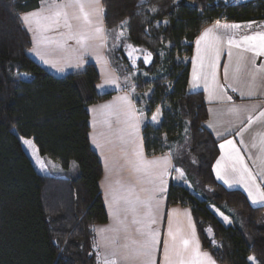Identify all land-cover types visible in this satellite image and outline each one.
Returning a JSON list of instances; mask_svg holds the SVG:
<instances>
[{"label": "trees", "instance_id": "16d2710c", "mask_svg": "<svg viewBox=\"0 0 264 264\" xmlns=\"http://www.w3.org/2000/svg\"><path fill=\"white\" fill-rule=\"evenodd\" d=\"M40 3L0 0V264H98L94 226L107 214L87 106L113 92L96 91L91 63L55 77L26 54L31 41L21 14ZM102 8L111 66L146 119L160 110L159 124L146 120L142 128L146 154L169 151L200 192L171 181L166 204L190 208L201 245L216 261L251 264L253 256L254 264H264V206L215 179L218 140L205 126L203 93L187 89L192 44L202 28L264 21V0H102ZM126 45L151 53L150 61L133 66ZM36 156L58 171L42 172Z\"/></svg>", "mask_w": 264, "mask_h": 264}, {"label": "crops", "instance_id": "0c3cea01", "mask_svg": "<svg viewBox=\"0 0 264 264\" xmlns=\"http://www.w3.org/2000/svg\"><path fill=\"white\" fill-rule=\"evenodd\" d=\"M227 1L242 2L247 0ZM40 7L41 3L38 8L22 13L21 17L27 13L38 11ZM93 8L97 10L102 8V0H99L98 4L85 6V10L90 13L89 19L91 23L84 21L79 9H67L69 23L72 25L71 29L64 27V22L61 20L59 27L53 26L48 31L38 33L35 31V25H32L34 30L29 31L28 26L23 21L22 23L31 41L30 46L26 49V54L47 72L55 77H63L71 72L82 71L87 64L91 63L96 67L99 75V79L95 84L96 91L98 93L113 92L107 99L87 106L90 128L88 137L90 146L97 154L102 165L99 188L107 214V220L105 222L98 223L94 226L98 264H103L106 257L111 259L113 254H115L118 264H142L143 258L140 256L127 260L122 259V257L132 249L138 248L143 242L144 236L138 229L143 230L144 223L152 218L155 219V223L151 225L152 229L160 233V243L157 244L154 252L158 264L163 259L165 242L174 245L177 249L183 247L180 244V237L187 238L191 241L188 251L184 253L186 257L190 255L192 248L195 247L198 241L199 250L208 253L211 259L215 261V264H225L216 261L210 252L202 247L190 208L180 204H166V193L170 182L173 181L182 184L187 188L188 182L181 174L180 176L178 175V169L174 166L169 151L152 156L146 154L142 134L144 122L147 120L153 125H158L160 116L158 115L154 121L152 119L156 111L154 110L150 117L146 119L143 115V107L135 102L131 89L123 87L118 73L111 66L106 56L107 37L103 14L99 13V11H92ZM74 16L80 18L74 19ZM254 22L264 23V21ZM246 23L235 24L243 25ZM214 25L215 23H210L203 27L193 41L187 89L190 92L201 91L203 93L208 111L205 126L214 138L218 140L219 153L213 166L216 165L217 160L222 155L225 158L221 160L220 168L223 170L230 163L228 159V147L226 146L222 152L220 145L225 140L232 139L236 146L240 148L241 154L245 158V163L253 173H256L259 171V168L254 166L253 161L249 160L248 156L250 154L255 156L257 150L252 149L250 152H245L244 145L240 144L241 137L235 135L243 123L247 122V113L242 112L238 119L229 109L232 107H251L255 105V111L252 113L255 115L260 109L264 108V70L256 73L255 87L253 88L256 95L248 97L246 95L241 96L240 94L242 91L247 92L249 90L248 84L252 78V73L256 69L261 68V66H264V55L260 56L258 63L255 61V64H253L252 61L256 60L257 55L253 52H245L242 49H238L235 52V47H231L232 57L229 58L227 54L229 46L226 43H221L219 46L218 63L215 69V82L209 76L207 81L202 78L199 86L193 87L194 58L196 60L195 69L198 73L201 72L202 56L204 57L205 63L204 71L210 72L207 66V47L212 43L213 36L220 35V33L218 34L216 32ZM97 27L102 28L103 31L97 33ZM209 28L213 29V31L205 40L201 41L200 53L198 54L197 41L205 29ZM236 30V38L239 39L240 36H237L239 31ZM81 37H84V39L81 40ZM127 46L135 48L131 45H126V49L128 48ZM142 53L148 55L147 53ZM241 53L244 57L243 61H241V69L238 78L233 79V70L236 66L238 55ZM225 65L229 66L227 78H225L224 72ZM108 81H113V83H108ZM206 85L209 89L207 91L205 90ZM217 85H224L225 87L221 89ZM227 85H232L237 91L233 92L232 87H228ZM228 96H231L232 99L228 100ZM122 97H127V99H121ZM261 130H264V127L253 125L250 132ZM250 132L245 133L243 136L246 143L250 141ZM217 133H222L223 135H217ZM152 161H155V163H150ZM256 163L257 165L259 164L258 161ZM213 166V175L222 186L226 189H238L242 191L252 206H264L262 203H252V200L249 199L248 192L245 191L244 186L241 184L229 186L224 180L218 179ZM161 179L165 182L163 186L166 190L163 193L155 191L156 188L161 186ZM257 183L260 185L261 191H264V181H260L257 178ZM110 186L117 197L126 196L133 202L136 201V198L143 201L147 200L150 196L154 197L151 201L153 205L151 216L146 217L145 214L149 212V209L144 204H126L123 199H119L117 203L113 204V197L106 195ZM117 209H119L118 215ZM216 215L218 216V214ZM134 219L140 220L141 223H133ZM219 219L222 220L220 217ZM170 228L174 233L178 230L177 240L175 242L168 235ZM100 229H104L105 231L101 232ZM104 237L108 239L105 240L103 239ZM113 238H115L114 243L111 242ZM133 241H136V243L134 244ZM125 245L128 247L125 248ZM249 257L248 261L254 264L255 261L249 260Z\"/></svg>", "mask_w": 264, "mask_h": 264}, {"label": "snow or ice", "instance_id": "6c2138e0", "mask_svg": "<svg viewBox=\"0 0 264 264\" xmlns=\"http://www.w3.org/2000/svg\"><path fill=\"white\" fill-rule=\"evenodd\" d=\"M99 0H41V7L38 11H34L31 13H27L24 16L21 17L23 23L28 26L29 31H33L32 25H35V31L38 33H43L45 31H48L51 27L60 26L61 20H63V26L71 29L72 25L69 23V17L67 9L69 8H77L79 9V12L81 16L83 17L84 21L86 23H91V20L89 19L90 13L85 10L86 5H93L98 4ZM92 11H99V13L103 14L104 9H95L93 8ZM155 11V9H153ZM74 19H79L80 17H73ZM122 24H127V21H121ZM254 21L248 22V24L244 25L245 28H251L252 24H254ZM217 29H223V32L220 35H215L212 38V43L208 45L206 55L208 59V68L210 69V72H205V63H204V57H201V72H197L195 69V63L196 60L194 58V71H193V87H198L200 80L203 78L204 80H208L209 76H211V80L215 82L216 79V73L215 69L218 63V54H219V46L221 43H226L229 46L228 56L229 58L232 57L231 47L236 48H242L243 51H251L254 52L257 56L264 55V31H257L255 33H252L251 35H242L239 37V39L236 38V33L234 30L240 29L241 25L239 24H224L221 25L219 22L216 24ZM103 29L100 27L96 28V32H102ZM213 29H205L204 33H202V36L197 41V51L198 54L200 53V43L202 40H205L206 37L210 33H212ZM123 35V33H121ZM81 40L84 39V37L80 38ZM130 47V46H129ZM151 57V53L148 54V56L145 58V63L148 62V60ZM244 57L241 53L238 55L236 66L233 70V79L238 78V74L241 69V61H243ZM253 64H255V60L252 61ZM228 65L224 66V72H225V78H227L228 74ZM264 70V66H261V68H258L255 70V72L252 73V78L249 81L248 87L249 90L247 92H241V96H248L252 97L255 96L256 93L253 91V88L255 87V80H256V73ZM108 83H113V81H108ZM228 87H232V85H227ZM98 87H100L98 85ZM217 87L223 89L224 85H217ZM205 90H209L208 86L206 85ZM232 91L235 92L237 89L235 87H232ZM211 98V97H210ZM121 99H127V97H122ZM228 100H231L232 97L228 96ZM101 107H108V106H101ZM256 106L253 105L251 107L249 106H243V107H232L229 109L230 112H232L238 119L240 117V114L242 112L247 113V122L243 123V125L240 127L239 131L235 133L237 137H241L240 144L244 145V151L250 152L252 149H256V155H249L248 159L253 161L254 166H257L259 168V171L256 173H253V171L249 168V166L245 163V158L241 154L240 148H238L235 144V142L232 139L225 140L224 143L220 145V148L223 152L225 147H228L229 150V156L228 159L230 160V163L226 165L223 170L220 168L221 160H223L225 157L222 155L220 159L217 160L216 165H214V170L216 171V175L218 179L224 180L226 184H229V186L233 184H241L244 186L245 191L248 192L249 199L252 200V203H262L264 204V191H261L260 185L257 183V178H259L260 181H264V130L261 131H255L250 132L253 125H260L261 127H264V108L260 109L255 115H253V111H255ZM159 112V110H158ZM152 119L155 121L157 119V115H153ZM211 126V125H210ZM228 131V130H226ZM250 132V141L248 143L245 142L243 139V136L245 133ZM217 135H223L222 133H217ZM26 144H30V141H24ZM166 160V158H164ZM259 162L257 165L256 162ZM150 163H155V161H152ZM163 175V174H161ZM181 175H183L181 173ZM165 184L164 180H160V187L156 188L155 191L159 193H163L166 189L163 186ZM106 195H111L113 197V204L117 203L119 199H123L126 204H133V203H140L144 204L148 207L149 212L146 213L147 216H151L153 205L151 201L154 199V197L150 196L147 200H139V198H136V201L133 202L128 199V197H117L113 190L111 189V186L109 187L108 193ZM107 203V201H106ZM119 209H117V215H118ZM120 223H123L122 221H119ZM225 222L227 223V217H225ZM133 223H141L140 220H135ZM155 223V219H148L146 223L143 225V230L138 229V231H141V234L144 236L143 242L139 245L138 248L132 249L128 254H126L122 259H129L136 256L142 257V264H158L157 259L154 255L155 249L157 244L160 243V233L157 231H154L151 227L152 224ZM101 232L105 231L104 229H100ZM169 237L173 242L177 240L178 230L176 233H174L171 228L168 233ZM193 238H194V228H193ZM103 239L107 240V237H104ZM112 243L115 242V238L111 241ZM135 244L136 241H133ZM191 241L187 238L180 237V244L183 246L182 248H175L174 245H170L167 242L164 244V250H163V259L159 262V264H215V261L211 259L208 253L201 252L199 250V243L198 241L195 244V247L192 248L190 255L187 257L184 255L185 252L188 251L189 245ZM215 243V241H213ZM95 246V245H94ZM125 248L128 246L125 245ZM99 259V258H98ZM249 260L255 261V257H249ZM103 264H118L117 259L115 258V254H113L112 258H105L103 261Z\"/></svg>", "mask_w": 264, "mask_h": 264}, {"label": "rangeland", "instance_id": "374dc122", "mask_svg": "<svg viewBox=\"0 0 264 264\" xmlns=\"http://www.w3.org/2000/svg\"><path fill=\"white\" fill-rule=\"evenodd\" d=\"M242 23H245V22H242ZM246 24H248V22L246 23ZM246 24H243V25H241V28H240V30H236V31H239L238 32V35L237 36H242V35H251L252 33H255V32H257V31H264V23L263 22H259V23H257V22H255L252 26H251V28H245V27H243L244 25H246ZM214 28H215V30H216V32L219 34H221L222 32L221 31H219L217 28H216V25H214ZM235 31V30H234ZM128 48H127V56H128V59H129V62L133 65V66H135L136 65V63H137V60L139 59V58H142L143 59V61L145 62V58L148 56V55H144L140 50H138V49H136V48H130L129 46H127ZM238 49H242V48H234V51L235 52H237V50ZM243 50V49H242ZM245 52H251V51H245ZM254 53V52H253ZM255 54V53H254ZM259 59H260V56H257L256 57V63H258V61H259ZM185 60H187V59H185ZM150 60H148V62H149ZM147 62V63H148ZM22 76L23 77H26L24 74H22ZM126 79L124 80V78H123V80H124V83H125V85L126 86H130L131 84H130V82H129V79H130V75L129 74H126V77H125ZM131 91L133 92V90L131 89ZM148 91H144L143 92V94L146 96V95H148ZM139 95V94H138ZM156 111H155V115H159L160 116V110L158 109V108H156L155 109ZM158 110H159V112H158ZM35 150V149H34ZM30 152H32V150L30 149ZM35 161H36V163H37V166H38V168L42 171V172H52V171H58V167H57V165L55 164V163H53V162H51L50 160H48V159H45V158H41V157H35ZM178 169V175L180 176V174L182 173L183 175H181V176H183L186 180H187V178H186V176H185V173L183 172V170L181 169V168H177ZM187 182H188V180H187ZM187 186H188V188L191 190V191H194V192H196L198 195H200V192H199V190H197L196 188H194L189 182L187 183ZM212 210L216 213V214H218V216L220 217V218H222V220H223V222L224 223H226L225 222V215H223L222 213H220L219 211H217L214 207H212ZM227 221L229 222V220H228V218H227ZM227 222V223H228ZM226 223V224H227Z\"/></svg>", "mask_w": 264, "mask_h": 264}]
</instances>
